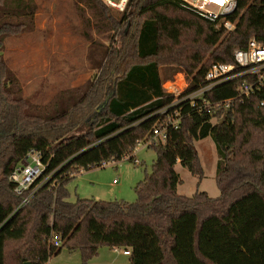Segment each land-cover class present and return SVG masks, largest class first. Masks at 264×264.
<instances>
[{
    "label": "trees",
    "instance_id": "16d2710c",
    "mask_svg": "<svg viewBox=\"0 0 264 264\" xmlns=\"http://www.w3.org/2000/svg\"><path fill=\"white\" fill-rule=\"evenodd\" d=\"M74 3L97 49L95 73L39 104L23 96L2 57L6 37L32 29L36 6L0 0V264H46L62 250L78 251L89 264L102 247L129 252L128 264H264V150L256 163L237 149V119L264 117V81L248 96L238 88L254 76L177 104L162 88V80L183 74L181 99L204 86L212 65L233 63V51L251 38L264 46V0H237L224 18L231 31L178 0H129L117 14L101 0ZM92 35L112 45L119 37L118 46L102 48ZM168 118L176 128L165 126ZM161 128L165 139L147 145L155 160L133 203L70 201L67 186L80 172L124 157L134 162L137 143ZM208 137L219 196L178 195L175 166L203 179L194 145ZM30 150L39 153L43 174L17 196L9 176Z\"/></svg>",
    "mask_w": 264,
    "mask_h": 264
},
{
    "label": "rangeland",
    "instance_id": "374dc122",
    "mask_svg": "<svg viewBox=\"0 0 264 264\" xmlns=\"http://www.w3.org/2000/svg\"><path fill=\"white\" fill-rule=\"evenodd\" d=\"M33 3L36 13L32 29L21 35L6 37L2 57L21 86L23 96L32 103L43 104L58 92L84 85L91 78L95 70L90 58L97 49L85 39V27L74 0H33ZM110 9L115 14L121 13ZM92 39L95 45L114 49L118 46L119 37H116L113 45L101 37L92 35ZM187 84L188 80L183 74H177L171 80H162L163 90L174 97V102ZM263 138L264 117L237 119V149L249 152L256 163L263 154ZM194 146L204 178L198 180L177 164L174 168L180 180L177 193L191 197L199 191L210 198H217L219 191L215 184L217 157L214 144L208 137L195 142ZM132 155L138 164L124 158L103 168H92L78 174L67 186L70 201L80 198L133 203L134 188L146 174H150L155 155L144 145L138 146ZM46 264H81V258L78 251L62 250L50 257ZM89 264H128V257L123 255L121 249L113 251L102 247Z\"/></svg>",
    "mask_w": 264,
    "mask_h": 264
},
{
    "label": "built area",
    "instance_id": "2783aa9c",
    "mask_svg": "<svg viewBox=\"0 0 264 264\" xmlns=\"http://www.w3.org/2000/svg\"><path fill=\"white\" fill-rule=\"evenodd\" d=\"M104 3L113 9L122 12L129 0H102ZM181 6L189 11L196 13L201 18L209 20L211 22L219 21L222 27L226 31H231L234 28V23L226 21L224 18L231 15L236 7L237 0H178ZM233 63L231 64H214L207 71L204 78V86L195 92L188 95L184 91L177 97L174 104L189 101L194 99H200L203 94L210 89L221 85L223 83L233 81L241 77H256L252 83H242L238 88V93L243 96H248L253 92L255 88L264 81V46L258 43L254 38H251L244 49H236L232 53ZM187 88V86H186ZM263 105V104H261ZM160 112L159 114L164 113ZM177 120L174 118H168L166 127L176 128ZM165 139V128L155 129L153 131L152 139L140 141L137 143L135 149L144 145L147 147L152 140L155 139ZM135 151V150H134ZM134 157V155H132ZM127 158L128 157H124ZM123 158V159H124ZM113 162H106L100 165V168L105 167L107 164ZM134 164H138L137 160L134 159ZM44 166L40 161L39 153L30 150L26 153L25 157L22 159L21 163L14 169L12 174L9 176V181L15 185L14 193L17 196H22L28 188L43 174ZM115 182V181H114ZM113 182V183H114ZM41 185L39 183L34 187L31 194L32 195L36 189ZM28 198L23 200V203H27ZM23 204V205H24ZM129 252L123 251V255L127 256Z\"/></svg>",
    "mask_w": 264,
    "mask_h": 264
},
{
    "label": "water",
    "instance_id": "95a60500",
    "mask_svg": "<svg viewBox=\"0 0 264 264\" xmlns=\"http://www.w3.org/2000/svg\"><path fill=\"white\" fill-rule=\"evenodd\" d=\"M107 101H108V100H105V102L100 106V109H102V108L107 104ZM100 109H99V110H100ZM24 264H30V263H24Z\"/></svg>",
    "mask_w": 264,
    "mask_h": 264
},
{
    "label": "crops",
    "instance_id": "0c3cea01",
    "mask_svg": "<svg viewBox=\"0 0 264 264\" xmlns=\"http://www.w3.org/2000/svg\"><path fill=\"white\" fill-rule=\"evenodd\" d=\"M80 173H81V172H80ZM80 173H79V174H80ZM113 182H114V181H113ZM112 250H113V251H116L117 249H112Z\"/></svg>",
    "mask_w": 264,
    "mask_h": 264
}]
</instances>
